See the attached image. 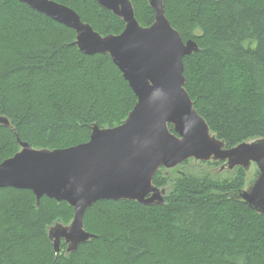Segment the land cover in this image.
Wrapping results in <instances>:
<instances>
[{"label":"trees","instance_id":"obj_1","mask_svg":"<svg viewBox=\"0 0 264 264\" xmlns=\"http://www.w3.org/2000/svg\"><path fill=\"white\" fill-rule=\"evenodd\" d=\"M102 36L126 24L95 0H53ZM150 27L149 0H130ZM166 17L199 52L184 59L185 88L212 134L228 148L264 138V0H164ZM74 30L18 0H0V164L21 147L61 150L87 143L94 126L124 123L137 97L109 55L85 56ZM170 130L174 132L172 126ZM161 169L165 203L100 201L87 210L95 239L56 255L50 229L74 208L32 191H0V264H264V215L242 199L249 173ZM225 163L201 165L217 171Z\"/></svg>","mask_w":264,"mask_h":264},{"label":"water","instance_id":"obj_2","mask_svg":"<svg viewBox=\"0 0 264 264\" xmlns=\"http://www.w3.org/2000/svg\"><path fill=\"white\" fill-rule=\"evenodd\" d=\"M18 1L74 30V45L83 55H109L137 97L122 125L112 129L94 126L85 144L37 150L18 137L20 152L0 164V191L28 190L38 205L47 197L74 208L70 225L57 224L49 231L56 255L63 243L67 253H73L96 238L85 230L84 218L100 201L164 204L168 189L154 186L156 174L190 160L224 162L222 168L241 167L247 173L256 167L257 176L252 182L247 179L241 197L253 211L264 215V138L228 148L212 134L185 88L184 59L199 52V45L194 40L185 42L171 25L164 0H149L155 11L150 27L140 25L130 0H95L126 24L123 33L108 36L97 33L75 10L56 1ZM0 124L11 127L4 117Z\"/></svg>","mask_w":264,"mask_h":264},{"label":"rangeland","instance_id":"obj_3","mask_svg":"<svg viewBox=\"0 0 264 264\" xmlns=\"http://www.w3.org/2000/svg\"><path fill=\"white\" fill-rule=\"evenodd\" d=\"M191 164L188 166V167H184L182 168V170H190L192 172H212L213 174L214 173H217V174H226L228 169H226L225 167H220L217 171H213L211 170V167L210 166H207V165H201V162H197L195 160L191 161L190 162ZM257 176V169L256 167H252L250 170H249V176H248V181L249 182H252Z\"/></svg>","mask_w":264,"mask_h":264},{"label":"clouds","instance_id":"obj_4","mask_svg":"<svg viewBox=\"0 0 264 264\" xmlns=\"http://www.w3.org/2000/svg\"><path fill=\"white\" fill-rule=\"evenodd\" d=\"M158 94V92L157 93H154V95H157Z\"/></svg>","mask_w":264,"mask_h":264},{"label":"flooded vegetation","instance_id":"obj_5","mask_svg":"<svg viewBox=\"0 0 264 264\" xmlns=\"http://www.w3.org/2000/svg\"><path fill=\"white\" fill-rule=\"evenodd\" d=\"M224 163V162H223Z\"/></svg>","mask_w":264,"mask_h":264}]
</instances>
